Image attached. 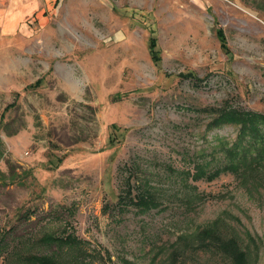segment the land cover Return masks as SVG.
<instances>
[{
    "label": "rangeland",
    "instance_id": "1",
    "mask_svg": "<svg viewBox=\"0 0 264 264\" xmlns=\"http://www.w3.org/2000/svg\"><path fill=\"white\" fill-rule=\"evenodd\" d=\"M224 107L264 113V0L0 2V264H33L47 233L94 264H168L185 233L175 264H230L191 245L218 218L264 264V173L186 174L221 165Z\"/></svg>",
    "mask_w": 264,
    "mask_h": 264
},
{
    "label": "trees",
    "instance_id": "2",
    "mask_svg": "<svg viewBox=\"0 0 264 264\" xmlns=\"http://www.w3.org/2000/svg\"><path fill=\"white\" fill-rule=\"evenodd\" d=\"M216 35L221 48L227 53L226 39L221 29L216 30ZM151 60L158 63L160 51L154 35H150L147 44ZM223 124L239 125L235 139L231 143H221L223 161L220 166L209 170L204 163L194 164V172H186L192 179H214L223 171L234 173L239 179H255L254 172L264 173V113L257 111H244L234 108L217 109V114L208 123V128L213 129ZM112 129L117 126L111 124ZM110 137V139H112ZM0 150V158H1ZM148 186L142 187L135 195L131 196L133 203L139 209H148L157 205V195ZM125 197V196H124ZM218 219L196 231L195 241L191 245L199 249H206L224 255L230 264H253L247 249H244L233 232L224 231L218 225ZM44 243L49 248L47 252L31 255L33 264H94L86 258L89 257L86 241L77 239L73 234L56 236L51 233L44 234ZM185 233L177 236L172 244L168 257V264L183 262L186 252ZM127 264L131 261L124 260ZM102 264H106L103 261Z\"/></svg>",
    "mask_w": 264,
    "mask_h": 264
},
{
    "label": "crops",
    "instance_id": "3",
    "mask_svg": "<svg viewBox=\"0 0 264 264\" xmlns=\"http://www.w3.org/2000/svg\"><path fill=\"white\" fill-rule=\"evenodd\" d=\"M4 1H8V2H11V3H18V2H21V1H24V0H0V2H4ZM9 7L13 9L14 5H11Z\"/></svg>",
    "mask_w": 264,
    "mask_h": 264
}]
</instances>
